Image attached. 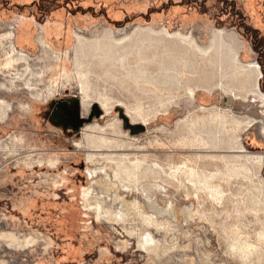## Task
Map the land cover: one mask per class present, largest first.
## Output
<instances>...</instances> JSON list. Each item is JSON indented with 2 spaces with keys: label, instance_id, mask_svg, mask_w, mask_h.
Returning a JSON list of instances; mask_svg holds the SVG:
<instances>
[{
  "label": "rangeland",
  "instance_id": "1",
  "mask_svg": "<svg viewBox=\"0 0 264 264\" xmlns=\"http://www.w3.org/2000/svg\"><path fill=\"white\" fill-rule=\"evenodd\" d=\"M0 264H264V0H0Z\"/></svg>",
  "mask_w": 264,
  "mask_h": 264
},
{
  "label": "bare ground",
  "instance_id": "2",
  "mask_svg": "<svg viewBox=\"0 0 264 264\" xmlns=\"http://www.w3.org/2000/svg\"><path fill=\"white\" fill-rule=\"evenodd\" d=\"M29 33L27 32V31H25L23 28H21V29H19V31H18V33L17 34H15V33H11V37L12 36H17V37H19V39L21 40V41H23V39L25 40L26 39V37H27V35H28ZM50 34V33H49ZM45 36V35H44ZM43 36V37H44ZM228 36H231V34H229V33H227V34H224L223 33V30H221V29H219V32L218 33H215L214 34V37H212L213 38V42H216V41H224V39L226 38V37H228ZM49 37V36H48ZM43 39V38H42ZM219 43V42H218ZM223 43V42H222ZM227 44V43H226ZM224 45V44H223ZM16 50V49H15ZM230 51H232V55H234V57L236 58V60H239L240 61V59L238 58V54H237V52L235 51V49H232L231 50V48H230ZM248 66H250L252 69H251V72L252 73H254L255 74V77H256V79L258 80L259 78H260V76H261V71H260V65L257 63V62H250V63H248L247 64Z\"/></svg>",
  "mask_w": 264,
  "mask_h": 264
},
{
  "label": "water",
  "instance_id": "3",
  "mask_svg": "<svg viewBox=\"0 0 264 264\" xmlns=\"http://www.w3.org/2000/svg\"><path fill=\"white\" fill-rule=\"evenodd\" d=\"M74 109L76 110V116L79 117V111H78V109L76 107H74ZM99 115H100V112L98 111L97 116H99ZM81 124H82V121L80 120V123H78L77 125L79 126Z\"/></svg>",
  "mask_w": 264,
  "mask_h": 264
},
{
  "label": "trees",
  "instance_id": "4",
  "mask_svg": "<svg viewBox=\"0 0 264 264\" xmlns=\"http://www.w3.org/2000/svg\"><path fill=\"white\" fill-rule=\"evenodd\" d=\"M259 31H257V33H258Z\"/></svg>",
  "mask_w": 264,
  "mask_h": 264
},
{
  "label": "crops",
  "instance_id": "5",
  "mask_svg": "<svg viewBox=\"0 0 264 264\" xmlns=\"http://www.w3.org/2000/svg\"><path fill=\"white\" fill-rule=\"evenodd\" d=\"M33 26V25H32Z\"/></svg>",
  "mask_w": 264,
  "mask_h": 264
}]
</instances>
